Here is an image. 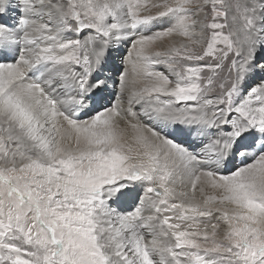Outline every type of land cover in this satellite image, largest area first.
Returning a JSON list of instances; mask_svg holds the SVG:
<instances>
[{
	"label": "snow or ice",
	"instance_id": "obj_1",
	"mask_svg": "<svg viewBox=\"0 0 264 264\" xmlns=\"http://www.w3.org/2000/svg\"><path fill=\"white\" fill-rule=\"evenodd\" d=\"M0 264H264V0H0Z\"/></svg>",
	"mask_w": 264,
	"mask_h": 264
},
{
	"label": "rangeland",
	"instance_id": "obj_2",
	"mask_svg": "<svg viewBox=\"0 0 264 264\" xmlns=\"http://www.w3.org/2000/svg\"><path fill=\"white\" fill-rule=\"evenodd\" d=\"M126 51H127V46L125 45V46H124V49L121 50V51L117 54V56L119 57V56L122 55V54H126ZM117 64H119V59H117Z\"/></svg>",
	"mask_w": 264,
	"mask_h": 264
},
{
	"label": "bare ground",
	"instance_id": "obj_3",
	"mask_svg": "<svg viewBox=\"0 0 264 264\" xmlns=\"http://www.w3.org/2000/svg\"><path fill=\"white\" fill-rule=\"evenodd\" d=\"M123 49H124V46H122V47L120 48V51L123 50Z\"/></svg>",
	"mask_w": 264,
	"mask_h": 264
}]
</instances>
